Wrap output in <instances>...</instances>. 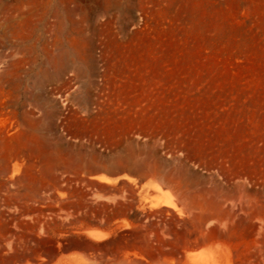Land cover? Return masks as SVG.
<instances>
[{
  "label": "rangeland",
  "instance_id": "obj_1",
  "mask_svg": "<svg viewBox=\"0 0 264 264\" xmlns=\"http://www.w3.org/2000/svg\"><path fill=\"white\" fill-rule=\"evenodd\" d=\"M0 264H264V0H0Z\"/></svg>",
  "mask_w": 264,
  "mask_h": 264
},
{
  "label": "trees",
  "instance_id": "obj_2",
  "mask_svg": "<svg viewBox=\"0 0 264 264\" xmlns=\"http://www.w3.org/2000/svg\"><path fill=\"white\" fill-rule=\"evenodd\" d=\"M135 214H139V212L136 211ZM135 214H134V215H133V214H131V215H126V218H127L130 222H134V223H136V222H142L143 218H139V217H137V215H135ZM148 223H151V221L148 222Z\"/></svg>",
  "mask_w": 264,
  "mask_h": 264
},
{
  "label": "bare ground",
  "instance_id": "obj_3",
  "mask_svg": "<svg viewBox=\"0 0 264 264\" xmlns=\"http://www.w3.org/2000/svg\"><path fill=\"white\" fill-rule=\"evenodd\" d=\"M98 232H100V231H98V230H90V233L93 234V237L96 236V235H94V234H95V233H98ZM90 233H89V234H90ZM92 234H90V235H92Z\"/></svg>",
  "mask_w": 264,
  "mask_h": 264
}]
</instances>
